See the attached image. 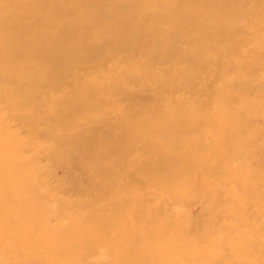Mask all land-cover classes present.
Wrapping results in <instances>:
<instances>
[{
  "label": "bare ground",
  "instance_id": "6f19581e",
  "mask_svg": "<svg viewBox=\"0 0 264 264\" xmlns=\"http://www.w3.org/2000/svg\"><path fill=\"white\" fill-rule=\"evenodd\" d=\"M262 2L263 0H0V103L10 101L13 106L19 107L42 100L55 107L53 115L58 120L73 126L60 134L45 130L46 137L71 141L75 143V150L98 151L100 148L97 152L99 157L107 154L116 157L108 162H100L99 159L93 161L94 157L90 156L89 159L99 169V176L91 183L106 195L113 196V202L105 204V207L106 212L115 217L109 220L110 223L104 229H112L110 232L113 235H126L128 240L140 244L136 254L129 253V256L148 255L152 259L149 254L151 250L161 252L175 244L167 246L162 241L177 242L182 239V236L173 235L175 233L165 223L166 207L155 205L147 196L148 193L167 203L172 211L173 206L195 199L201 202L200 214L208 213L210 209L207 202L212 195L226 202V190L220 189L221 187L206 190L200 186L193 193L176 195L170 188L154 186L151 176L161 179L177 176L191 164L222 163L225 167L237 166L232 161L238 157L239 151H226V141L208 121L213 117L216 121L226 119V113L244 116L248 112L250 115L245 117L246 123L249 127H255L264 123V113L259 111L262 106L244 105L243 98L239 101L240 99L231 97L223 90H218L213 83L215 80L208 86L209 90H215L211 93L224 106L222 109L215 104L207 107V117L206 114L197 115L190 109H179L165 115L160 112L161 108L157 103L146 110L138 102L148 100L154 95V91L127 87L121 83L125 81L119 79L116 73L126 69L129 72L126 81L142 83L147 78H154L159 84L162 83L160 87L168 84L172 86L178 84L175 77L182 84L187 74L177 71L176 66L171 67L173 69L160 68L162 64L171 59H181L196 65L208 58L213 65L221 63L218 71L226 73L229 70L238 84L257 88V92L251 97L260 96L263 101L264 81L252 71L245 70L251 64L264 63V6L259 5ZM243 13L245 16L260 15V18L251 22ZM207 30L217 31L219 34L208 33ZM251 32H255L251 37H235ZM230 39L237 42L233 46V56H222L213 49L216 44L226 50V41ZM121 51H132L135 55H140V58L147 59V68L129 65L128 60L113 58L115 73L111 74L112 77L109 76L110 81L104 82L99 74L88 73L96 71V68L105 69L109 65L106 59L98 60L107 52ZM239 57L251 59L249 62L235 64L234 61ZM82 61L86 64L83 69L76 66V63ZM61 79L63 82L58 84L65 88L63 95L48 97L49 88ZM224 85L226 86L225 83ZM101 104H108L120 111L117 114H111L112 111L103 112L95 106ZM122 105L124 111L115 107ZM129 109L134 113H128ZM255 110L257 114L253 113ZM32 112L30 117L52 118L41 107H36ZM136 113L156 114L160 117H154V123L146 125L136 117ZM16 115L19 118L24 116L20 111ZM99 126L103 128L100 134ZM3 127L0 123V128ZM147 128L157 130V139L165 142L164 147L160 146L158 140L153 143L152 139L143 135L142 131ZM254 129L257 135L264 137V126ZM106 137L112 138L115 143L106 142ZM184 137L193 139L186 144L183 143ZM260 137L244 143L245 149L264 155V140H256ZM7 143L6 138L0 141V152L6 153L1 158L9 162L14 150L4 151L3 147ZM126 154L129 156H125ZM259 163L264 164L262 157ZM18 166V163H9L8 168L16 169ZM83 172L82 167L81 173ZM119 177L128 182L118 185L116 188L120 191L115 192L110 183ZM29 182L33 183L35 180L31 179ZM132 182H138L142 189L127 186V183ZM131 200L137 201L136 207L126 205ZM134 209L150 216H160L153 217L152 221L137 220L132 214ZM203 223V219L189 221L182 230L199 228ZM157 242L160 245L156 246ZM163 253L168 256L172 254ZM33 257L20 256L24 260L22 264H43Z\"/></svg>",
  "mask_w": 264,
  "mask_h": 264
},
{
  "label": "rangeland",
  "instance_id": "374dc122",
  "mask_svg": "<svg viewBox=\"0 0 264 264\" xmlns=\"http://www.w3.org/2000/svg\"><path fill=\"white\" fill-rule=\"evenodd\" d=\"M259 5L264 6V0ZM243 15L245 16V13ZM245 18L256 22L260 15L247 14ZM207 32L219 34L212 30ZM254 33L238 34L235 37L240 38L246 35L251 37ZM226 42V50L216 44L213 45V49L222 56H233V46L237 42L235 39ZM230 43L233 44L228 45ZM139 56L132 51L107 52L98 60L106 59L109 65L105 69L96 68V71L88 73L99 74L104 82H108L111 80L109 76L115 71L113 58L128 60L129 65L146 67L147 59ZM250 59L251 57L243 59L239 57L234 63L249 62ZM76 66L83 69L86 64L82 61L76 63ZM173 66H176L177 71L181 70L180 73L187 74L182 84L179 83L178 77H175L178 81L177 85L169 86L168 84L162 87H160L162 83L159 84L154 78H147L142 83L126 81L129 75L126 69L118 70L116 74L119 79L125 81L121 83L127 87L140 88L147 92L154 91V95L148 100L138 102L143 104L146 110L155 103L160 105V112L165 115L179 109H190L197 115H204L208 113L207 107L214 104L222 109L224 103L216 101L213 95L215 90L210 91L208 87L215 80L213 83L217 85L218 90H223L231 97L240 99L239 101L243 98L244 105L262 106L259 111L264 113V100L262 101L260 96L251 97L255 95L257 88L238 84L229 74V70H226V73L218 71L221 63L213 65L208 58H205L204 61L195 65L189 61L171 59L160 68L173 69L171 68ZM245 70L252 71L264 81V63L251 64ZM62 82L63 79L49 88L48 97L57 98L63 95L65 88L58 84ZM248 93H250L249 97ZM114 98L118 100L117 96ZM9 102L0 103V123L4 126L0 128V141L5 138L8 141L3 147L4 151L14 150L9 162L1 158L6 153L0 152V264H22L24 260L20 256H34L33 258L43 264L48 262L55 264L90 262H96V264H264V164L259 163V159L261 157L264 159V155L255 150L247 151L244 144L247 141H254L255 137H260L254 128L258 130L264 126V123L249 127L245 118L249 117L248 112L244 116L226 113V119L216 121L213 117L208 121L226 141V151H239L238 157L232 161L237 166L226 165L225 167L222 163L191 164L177 176L163 179L151 176V183L154 186L161 189L170 188L176 195L193 193L196 189H200V186L206 190L221 187L220 189L226 190V202L212 195L207 202L210 209L208 213L200 214L201 202L195 199L173 206L174 211H172L167 203L158 197L153 198L152 194L148 193L147 196L155 205L166 207L165 223L169 224L171 231L175 233L173 235L182 236V239L177 242L162 241L167 246L175 243L171 247L176 249L167 247L161 252L153 249L149 252L152 257L150 259L148 255L129 256V253L136 254L140 244H137V241L128 240L129 237L126 235H113L110 232L112 229L110 231L104 229L105 225L110 223L109 220L115 217L106 212L105 207V204L113 202V196L106 195L102 189L91 183L99 176V169L89 158L93 156V161L99 159L100 162H108L116 157L110 154L99 157L97 152L100 148L98 151L75 150V143L71 141L46 137L45 130L60 134L64 130L73 128L53 115L55 107L52 105L40 100L35 104L17 107ZM95 106L103 112L112 111L111 114H117V111H120L108 104ZM36 107H41V110H45L52 118L30 117L29 115L33 114L32 111ZM115 107L122 108L121 110L124 111L123 105ZM16 111H20L24 116L19 118ZM128 113L134 112L129 109ZM253 113H256V110ZM156 114L136 113L135 115H138L136 117L146 125H151L154 123V117H160ZM150 115L152 117H149ZM186 120L188 122V119ZM102 129L99 126V134ZM222 129L224 131H221ZM113 131L116 132L115 129ZM145 131H142L143 135H146L149 140L152 139L153 143L158 140L155 128H147ZM192 139V137H184L183 143H191ZM112 140L106 137V142L115 143ZM256 140H264V137L261 136ZM159 144L164 147L165 142L159 141ZM137 155L141 157L138 153ZM9 163H18L19 166L16 169H10ZM82 167L83 173H81ZM31 179L35 182H29ZM124 181L127 180L122 177L116 178L110 186H114V191L119 192L120 190L116 187L125 184ZM127 186L142 189L138 182L127 183ZM126 205L130 208L136 207L137 201L131 200ZM118 211L121 212L120 209ZM132 214L137 220L147 219V221L160 216L156 214L150 216L137 209L132 210ZM201 219L204 221L201 227L182 230L189 221ZM4 245L9 247L6 248ZM115 245H118V248H115ZM157 245L160 244L157 242ZM163 252L172 254L168 256Z\"/></svg>",
  "mask_w": 264,
  "mask_h": 264
}]
</instances>
